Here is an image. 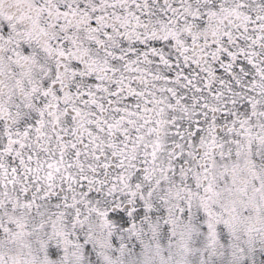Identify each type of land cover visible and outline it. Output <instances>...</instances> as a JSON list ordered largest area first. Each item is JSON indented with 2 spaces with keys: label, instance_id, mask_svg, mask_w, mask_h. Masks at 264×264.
Here are the masks:
<instances>
[{
  "label": "snow or ice",
  "instance_id": "obj_1",
  "mask_svg": "<svg viewBox=\"0 0 264 264\" xmlns=\"http://www.w3.org/2000/svg\"><path fill=\"white\" fill-rule=\"evenodd\" d=\"M0 264H264V0H0Z\"/></svg>",
  "mask_w": 264,
  "mask_h": 264
}]
</instances>
